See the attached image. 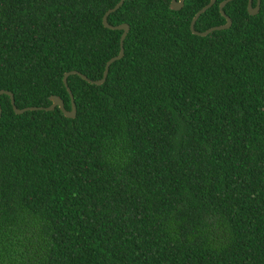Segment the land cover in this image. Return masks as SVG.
I'll list each match as a JSON object with an SVG mask.
<instances>
[{"label":"trees","instance_id":"1","mask_svg":"<svg viewBox=\"0 0 264 264\" xmlns=\"http://www.w3.org/2000/svg\"><path fill=\"white\" fill-rule=\"evenodd\" d=\"M120 1L0 0V91L70 110ZM210 1L126 0L75 118L0 96V264H264V0Z\"/></svg>","mask_w":264,"mask_h":264},{"label":"water","instance_id":"2","mask_svg":"<svg viewBox=\"0 0 264 264\" xmlns=\"http://www.w3.org/2000/svg\"><path fill=\"white\" fill-rule=\"evenodd\" d=\"M126 0H121L120 3H118L113 9H111L110 11H108L106 13V15L104 16V19H103V24L106 28L108 29H111V30H118V31H123V35L121 37V51H120V54L115 57V58H112L106 65V69H105V72H104V76L101 80H97V81H92L90 80L88 77H86L85 75L79 73V72H70V73H67L64 77V83L70 93V96H71V100H72V107L70 110H68L66 107H65V103H64V100L57 96V95H53L51 97V100H52V104L50 106H46V107H36V106H30V107H25V108H18V106L16 105V102H15V96L12 92L10 91H7V90H1L0 91V96L2 94H7L11 97V102H12V105H13V109L15 111L16 114H23L27 111H31V110H47V111H50V110H54L56 107H59L63 112L64 114L66 115V117L68 118H75L76 115H77V107H76V103H75V98H74V95L71 91V88L69 87L68 85V79L70 76L72 75H79L82 79H84L85 81H89L91 83H94V84H97V85H100L102 83H104L107 78H108V75H109V71H110V67L113 63H115L116 61H119L121 60L123 57H124V53H125V49H124V42H125V39L129 33V30H130V27L128 24H123V25H119V26H112L109 24L108 22V19H109V16L112 14V13H115L116 11H118L122 6L123 4L125 3ZM217 0H211L209 5H207L206 7H204L203 9H201L197 14L196 16L194 17L192 23H191V31L194 35L196 36H200V37H206L208 35H210L211 33L215 32V31H222V30H227L229 28H231L233 22H232V19L227 16V14L225 13V7L235 1V0H225L223 1L221 4H220V11H221V14L223 15V17H225V19L227 20V23L223 26H218V27H214L212 29H209L208 31L206 32H198L196 31L195 29V25L197 23V21L199 20V18L210 8H212L215 3H216ZM250 2V5H248L249 7V11H250V14L252 16H257L259 15V13L261 12V4H262V0H259V4H258V7H254V0H249ZM185 5V0H172L171 2V9L174 10V11H180L181 9H183ZM2 115V106L0 104V117Z\"/></svg>","mask_w":264,"mask_h":264}]
</instances>
